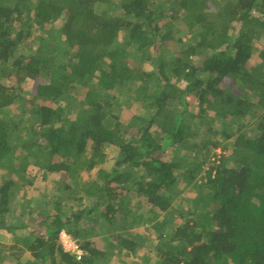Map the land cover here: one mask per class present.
<instances>
[{
  "label": "trees",
  "instance_id": "trees-1",
  "mask_svg": "<svg viewBox=\"0 0 264 264\" xmlns=\"http://www.w3.org/2000/svg\"><path fill=\"white\" fill-rule=\"evenodd\" d=\"M263 46L264 0H0V231L32 228L25 249L0 244V261L94 264L107 256L88 240L94 226L134 253L149 216L128 195L150 216L174 214L182 182L199 193L155 264H264ZM29 85V110L12 111ZM120 96L147 104L132 134ZM105 165L88 206L60 180L46 211L12 213L36 172L78 179Z\"/></svg>",
  "mask_w": 264,
  "mask_h": 264
},
{
  "label": "rangeland",
  "instance_id": "rangeland-1",
  "mask_svg": "<svg viewBox=\"0 0 264 264\" xmlns=\"http://www.w3.org/2000/svg\"><path fill=\"white\" fill-rule=\"evenodd\" d=\"M155 4L159 3V0H151ZM214 11V10H213ZM62 20L60 19L58 22L53 24V28L56 30H60L62 26ZM264 48V46H263ZM257 59V58H254ZM144 69L148 73L153 71V67L148 60L144 62ZM230 87L235 91L236 85L231 84ZM23 96L21 102H18L14 107H12V111H28L30 108L29 99L33 94V88L29 85L25 89H23ZM118 100L122 102L123 109L120 117V132L125 133H134L135 129L129 128L128 125L132 123V118L134 116H142L145 113L146 102L139 101L137 103L127 99L125 96L118 97ZM188 101L190 102V107L194 105V98L188 97ZM73 105H77L73 103ZM194 112L195 108H191ZM220 122L219 119H216V123ZM174 150L168 149L165 152L163 159L173 158ZM180 154L188 155L185 149H181ZM222 151L220 149L216 150V154L220 155ZM230 152H226L225 154H229ZM214 158V157H213ZM108 167V166H107ZM106 169V165L99 169H95L88 173L86 170H82L79 173L78 179H75L71 176L67 175H57L52 179L46 178L41 172H36V178L34 181V185L30 187L26 192V197L23 198L22 194H18L13 200L14 207L12 206V213H18L23 208L37 209L38 211H46L48 208L49 202L53 199V195L56 189V183L60 180L65 181L68 185H72V189L77 193V197L81 198L82 206H88L92 197L86 194V188L88 187L91 179L99 180V175L103 170ZM206 170V169H205ZM4 173V170H0V180L1 174ZM181 179V178H179ZM181 182V180H180ZM197 185V186H196ZM199 184H189L186 186L184 183H179V196L175 201L177 204H174V214H159L157 217L150 216L148 212L152 211L151 207L146 205L140 198L135 197L133 193H130L128 196L132 199V202H138L141 204V212L146 214L148 218V222L143 224L138 229L140 239L144 240V246L141 249L136 250L134 253H127L118 247L112 239L109 237L108 233L104 230H101L98 226H94L93 229H89L87 231L88 240L91 241L93 247L106 253V258L99 259L94 264H155L156 257L155 252L157 247H164L169 240V231H174L176 227L180 224L181 218L179 213H185V206L190 204L189 200L194 198L199 192L198 188ZM69 205L73 208H76L77 202L69 201ZM184 208V209H183ZM88 223V220H85ZM165 234V238L163 240L156 241V238L159 234ZM15 236L8 235L7 233L0 231V244L1 245H12L15 240H17V245H21L24 249L28 246V243L24 238H31L32 228L26 227L22 229H18L14 233ZM19 261L25 264H28L33 261L30 254L28 252H23ZM34 262V261H33ZM38 264V262H35ZM0 264H15V258H8L5 262H1Z\"/></svg>",
  "mask_w": 264,
  "mask_h": 264
},
{
  "label": "built area",
  "instance_id": "built-area-1",
  "mask_svg": "<svg viewBox=\"0 0 264 264\" xmlns=\"http://www.w3.org/2000/svg\"><path fill=\"white\" fill-rule=\"evenodd\" d=\"M58 243L65 253H68L75 257L77 261H81L85 256V251H83L77 244V242L66 233L64 230L60 231L58 235Z\"/></svg>",
  "mask_w": 264,
  "mask_h": 264
}]
</instances>
